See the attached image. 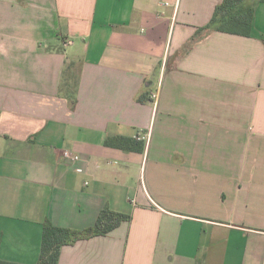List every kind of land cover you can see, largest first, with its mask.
<instances>
[{
	"label": "crops",
	"instance_id": "0c3cea01",
	"mask_svg": "<svg viewBox=\"0 0 264 264\" xmlns=\"http://www.w3.org/2000/svg\"><path fill=\"white\" fill-rule=\"evenodd\" d=\"M222 1L0 0V260L108 208L57 264H264V2L240 35Z\"/></svg>",
	"mask_w": 264,
	"mask_h": 264
},
{
	"label": "trees",
	"instance_id": "16d2710c",
	"mask_svg": "<svg viewBox=\"0 0 264 264\" xmlns=\"http://www.w3.org/2000/svg\"><path fill=\"white\" fill-rule=\"evenodd\" d=\"M252 0H223L216 8L211 26L219 31H227L240 35H250L253 30V17L255 8ZM264 2V0H261ZM105 144L110 147L125 148V150L144 151V144L125 136L108 137ZM129 216L110 209L101 210L94 226L82 229H70L56 226L46 220L42 232V244L40 260L37 264H57L63 245L74 244L80 239L91 238L97 235L107 234L116 228ZM0 264H18L0 260Z\"/></svg>",
	"mask_w": 264,
	"mask_h": 264
},
{
	"label": "built area",
	"instance_id": "2783aa9c",
	"mask_svg": "<svg viewBox=\"0 0 264 264\" xmlns=\"http://www.w3.org/2000/svg\"><path fill=\"white\" fill-rule=\"evenodd\" d=\"M154 97H157V94H154ZM63 157L72 164L81 161V157L78 154L71 152L70 150H65Z\"/></svg>",
	"mask_w": 264,
	"mask_h": 264
},
{
	"label": "rangeland",
	"instance_id": "374dc122",
	"mask_svg": "<svg viewBox=\"0 0 264 264\" xmlns=\"http://www.w3.org/2000/svg\"><path fill=\"white\" fill-rule=\"evenodd\" d=\"M256 0H253V3L255 2ZM145 171V169H143Z\"/></svg>",
	"mask_w": 264,
	"mask_h": 264
}]
</instances>
